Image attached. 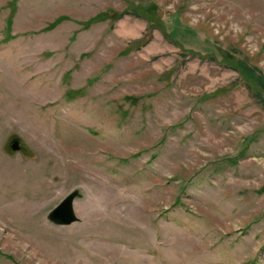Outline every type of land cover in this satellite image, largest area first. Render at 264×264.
<instances>
[{"label": "rangeland", "instance_id": "1", "mask_svg": "<svg viewBox=\"0 0 264 264\" xmlns=\"http://www.w3.org/2000/svg\"><path fill=\"white\" fill-rule=\"evenodd\" d=\"M0 264H264V0H0Z\"/></svg>", "mask_w": 264, "mask_h": 264}, {"label": "water", "instance_id": "2", "mask_svg": "<svg viewBox=\"0 0 264 264\" xmlns=\"http://www.w3.org/2000/svg\"><path fill=\"white\" fill-rule=\"evenodd\" d=\"M11 149L20 148L19 140L13 139L10 144ZM80 196L78 189H73L67 193L55 206L47 213L46 219L54 225H68L79 220L73 207L75 198Z\"/></svg>", "mask_w": 264, "mask_h": 264}, {"label": "trees", "instance_id": "3", "mask_svg": "<svg viewBox=\"0 0 264 264\" xmlns=\"http://www.w3.org/2000/svg\"><path fill=\"white\" fill-rule=\"evenodd\" d=\"M134 44V43H133Z\"/></svg>", "mask_w": 264, "mask_h": 264}]
</instances>
